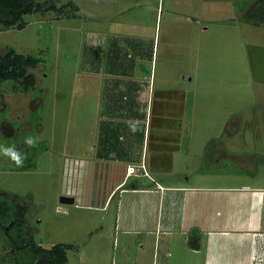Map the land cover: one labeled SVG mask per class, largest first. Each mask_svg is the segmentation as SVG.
I'll use <instances>...</instances> for the list:
<instances>
[{
	"label": "rangeland",
	"instance_id": "1",
	"mask_svg": "<svg viewBox=\"0 0 264 264\" xmlns=\"http://www.w3.org/2000/svg\"><path fill=\"white\" fill-rule=\"evenodd\" d=\"M234 1L236 10L224 0H75L63 15L32 13L24 29L0 30V54L12 47L42 59L31 69L35 91L0 82V143L28 152L20 168L0 157V264H13L7 254L16 246L21 264L31 263L32 243L72 247L69 264H137L135 249L123 247L116 231L119 195L109 209L99 205L111 170L93 164L90 178L87 168L100 79L89 77L86 62L90 51L106 57L109 36L149 37L157 86L180 91L170 99L172 120L183 125L181 148L171 151V169H153V176L200 185L201 174L225 173L233 185L264 187V24L245 19L260 0ZM29 135L38 138L35 148L24 143ZM63 195L75 204H62ZM20 206L25 219L7 224V207Z\"/></svg>",
	"mask_w": 264,
	"mask_h": 264
},
{
	"label": "crops",
	"instance_id": "2",
	"mask_svg": "<svg viewBox=\"0 0 264 264\" xmlns=\"http://www.w3.org/2000/svg\"><path fill=\"white\" fill-rule=\"evenodd\" d=\"M224 1L236 10L234 0ZM135 35L109 36L106 57L90 51L85 69L100 79L87 168L93 178V164L111 170L99 205L109 209L119 195L122 246L135 249L137 264H264V187L253 181L233 185L225 173L201 174L200 185L166 184L152 175L153 169L168 172L171 151L181 148L177 134L183 125L172 120L170 99L180 91L157 86L155 47L149 37ZM126 165L136 174H121Z\"/></svg>",
	"mask_w": 264,
	"mask_h": 264
},
{
	"label": "trees",
	"instance_id": "3",
	"mask_svg": "<svg viewBox=\"0 0 264 264\" xmlns=\"http://www.w3.org/2000/svg\"><path fill=\"white\" fill-rule=\"evenodd\" d=\"M61 1L0 0V30L24 29L27 26L25 16L28 14L55 11L60 16L64 14L66 7H77L73 1L60 5ZM245 19L250 23L264 24V0L254 3L246 13ZM41 62L42 59L35 54H22L12 47L8 48L0 54V82L12 81L13 89L11 91L14 92H33L37 89L38 79L31 69L38 67ZM3 212L4 209L1 214ZM26 213V206H20L17 211H12L11 208L7 207V214L4 215V218H7V221L14 219L16 222H22ZM71 248L63 244H56L48 248L41 244L32 243L29 249L33 260L27 264H69L68 250ZM20 249L17 246L11 247L7 254L15 256L13 264H21L18 256Z\"/></svg>",
	"mask_w": 264,
	"mask_h": 264
},
{
	"label": "clouds",
	"instance_id": "4",
	"mask_svg": "<svg viewBox=\"0 0 264 264\" xmlns=\"http://www.w3.org/2000/svg\"><path fill=\"white\" fill-rule=\"evenodd\" d=\"M131 127L133 131L136 130L134 125ZM38 142V138L35 136L29 135L24 138V143L29 148H35ZM0 157L9 159L15 167L20 168L27 160L28 153L18 150L15 144L5 145L0 143Z\"/></svg>",
	"mask_w": 264,
	"mask_h": 264
},
{
	"label": "water",
	"instance_id": "5",
	"mask_svg": "<svg viewBox=\"0 0 264 264\" xmlns=\"http://www.w3.org/2000/svg\"><path fill=\"white\" fill-rule=\"evenodd\" d=\"M60 202L62 204H69V205H74L76 202V199L74 196H67V195H63L60 198Z\"/></svg>",
	"mask_w": 264,
	"mask_h": 264
},
{
	"label": "built area",
	"instance_id": "6",
	"mask_svg": "<svg viewBox=\"0 0 264 264\" xmlns=\"http://www.w3.org/2000/svg\"><path fill=\"white\" fill-rule=\"evenodd\" d=\"M127 173L129 175H134V174H136V169L134 167L130 166V167H128Z\"/></svg>",
	"mask_w": 264,
	"mask_h": 264
}]
</instances>
